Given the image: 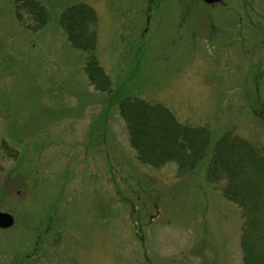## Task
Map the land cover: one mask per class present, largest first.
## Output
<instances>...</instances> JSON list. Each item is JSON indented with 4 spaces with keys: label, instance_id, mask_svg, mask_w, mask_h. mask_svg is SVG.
I'll return each instance as SVG.
<instances>
[{
    "label": "rangeland",
    "instance_id": "obj_1",
    "mask_svg": "<svg viewBox=\"0 0 264 264\" xmlns=\"http://www.w3.org/2000/svg\"><path fill=\"white\" fill-rule=\"evenodd\" d=\"M47 25L0 0V264H241L239 208L207 179L227 132L264 153V0H38ZM98 16L90 85L63 13ZM161 104L209 130L199 166L142 164L119 102Z\"/></svg>",
    "mask_w": 264,
    "mask_h": 264
},
{
    "label": "trees",
    "instance_id": "obj_2",
    "mask_svg": "<svg viewBox=\"0 0 264 264\" xmlns=\"http://www.w3.org/2000/svg\"><path fill=\"white\" fill-rule=\"evenodd\" d=\"M15 8L19 19L27 14L36 30L48 23V13L38 0H15ZM98 22L95 10L85 4L69 7L61 20L71 46L87 54L85 73L90 85L96 91L111 93V78L95 54ZM119 111L129 143L144 165L161 168L175 163L179 174H186L199 166L209 150L208 129L181 123L161 104L127 97L119 102ZM207 179L217 186L224 184L223 197L241 212V264H264V153L227 132L214 146Z\"/></svg>",
    "mask_w": 264,
    "mask_h": 264
},
{
    "label": "water",
    "instance_id": "obj_3",
    "mask_svg": "<svg viewBox=\"0 0 264 264\" xmlns=\"http://www.w3.org/2000/svg\"><path fill=\"white\" fill-rule=\"evenodd\" d=\"M204 1L209 4H214V3L222 2L223 0H204ZM13 225H14V218L10 214L3 213L0 211V228L7 229L12 227Z\"/></svg>",
    "mask_w": 264,
    "mask_h": 264
},
{
    "label": "flooded vegetation",
    "instance_id": "obj_4",
    "mask_svg": "<svg viewBox=\"0 0 264 264\" xmlns=\"http://www.w3.org/2000/svg\"><path fill=\"white\" fill-rule=\"evenodd\" d=\"M200 1H203V0H200ZM223 1H225V0H223ZM203 2H204V1H203ZM204 4H205V2H204ZM206 5H207V6H217V5H220V4H211V5H210V4H207V3H206Z\"/></svg>",
    "mask_w": 264,
    "mask_h": 264
},
{
    "label": "bare ground",
    "instance_id": "obj_5",
    "mask_svg": "<svg viewBox=\"0 0 264 264\" xmlns=\"http://www.w3.org/2000/svg\"><path fill=\"white\" fill-rule=\"evenodd\" d=\"M242 259H243V257H242Z\"/></svg>",
    "mask_w": 264,
    "mask_h": 264
}]
</instances>
